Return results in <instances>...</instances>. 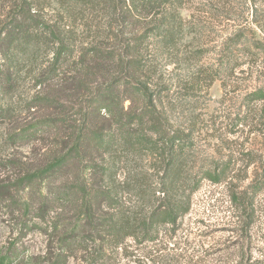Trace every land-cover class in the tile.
<instances>
[{
    "label": "rangeland",
    "instance_id": "obj_1",
    "mask_svg": "<svg viewBox=\"0 0 264 264\" xmlns=\"http://www.w3.org/2000/svg\"><path fill=\"white\" fill-rule=\"evenodd\" d=\"M15 1L0 0V20ZM31 1L44 6L43 21L60 20L56 0ZM117 1L111 17L78 14L74 49L57 64L46 40L29 55L9 48L0 251L13 247L10 264H236L242 256L264 264V0H172L150 12L140 0ZM92 43L105 56L81 63ZM96 129L103 148L87 141ZM78 134L84 168L69 162L39 185L35 173ZM88 170L91 221L75 187ZM209 172L220 179L202 178ZM103 189L109 199L97 197ZM185 198L189 210L168 224L162 203ZM243 202L249 229L235 208ZM110 217L126 225L119 235Z\"/></svg>",
    "mask_w": 264,
    "mask_h": 264
},
{
    "label": "trees",
    "instance_id": "obj_2",
    "mask_svg": "<svg viewBox=\"0 0 264 264\" xmlns=\"http://www.w3.org/2000/svg\"><path fill=\"white\" fill-rule=\"evenodd\" d=\"M171 1L172 0H140V8L147 10L150 8V12V10L154 8H166L167 4ZM30 2L32 1L30 0ZM30 2L28 0H16L13 5L9 7V9H14L12 11H15V13L13 12V14H11L9 11L10 16L0 20V79L1 84L4 82L1 85L3 89H5V83L11 81L12 75L14 73L12 66L14 60L11 62V59H13L15 52H13L12 55L11 53L9 54V48L11 49L12 47L14 48L19 45L20 52L29 55L36 53L41 48L42 43L46 40V42H50L52 45H54L53 56L51 60H53V64H57L67 52H72L74 49V44L78 33L76 30V25L74 24V19H76L78 14L83 13L84 10V15L92 14L95 18L96 15L93 14L95 11H107V16L111 17L114 15L115 9L118 5L117 0H56L57 15L60 17L59 21L61 22L64 20L65 22L60 23L58 20H56L50 23L45 19L43 21L41 11L44 6L42 4H37L36 2L30 4ZM94 18H91L90 20ZM94 27L99 28V25L94 24ZM109 53L110 51L106 52L107 56ZM100 56L103 57L105 54H103V51L99 49L98 44L92 43L91 50L85 55L81 54L80 62H84V57L90 60ZM5 60L8 63L10 62V64H6ZM79 82L81 83L82 80L80 79ZM78 84L79 83H77L76 87H78ZM111 96L112 95L110 91H107L103 99H106V103L112 107L114 99ZM40 99L46 103L54 102L51 98L46 96L40 97ZM103 107L105 108L106 106ZM2 109L3 107L0 106V115L2 114ZM44 123H47V120L44 121ZM104 136V131L96 129L89 135L87 141H92L95 143L101 140L99 145H101L103 148L104 141L102 142V139ZM83 137L84 136L78 134L76 139H74L73 143L71 144L69 150L64 154L65 156L55 159L46 167L41 168L35 173L34 177L39 180V185H43L44 182L47 181V177L51 172L69 162L83 164L84 168V156H82L81 153V146L84 145ZM106 148H109L108 144L104 146V149ZM89 162L90 160L86 159V163ZM173 164V157L170 156L168 167L171 165L173 166ZM91 169H93V167H91ZM175 172L176 170H173L172 168L170 173H168L171 178L170 181L174 180L173 178ZM223 173L224 172L222 171L221 174ZM221 174L219 172H209L203 174L202 178H208L209 180L216 182L220 179ZM75 187H77L82 196V202L84 203V218H86L87 221L93 220L94 213L92 211L91 202H94V186L92 170H88L84 175V182L78 183L75 185ZM97 197L109 199L108 191H105L104 189L99 190ZM162 205L164 206V210L162 212L164 217L167 218L168 224L174 225L177 221V218L183 216L189 210L190 202H188V199L185 198L184 202H171L168 200L167 202H163ZM248 207L250 208V205L246 206L244 202L238 204V206H235V208L241 213V215H239L240 219H238V221L242 226H244L245 229H249V226L252 223V214L246 212ZM156 215L157 211H153L150 215L151 219L142 222L145 230H148L151 225L153 227V219ZM109 221L111 226L114 228L115 233L118 235L126 227L124 222L120 219L118 220L116 218L113 219L110 217ZM131 233L133 232H126L124 235L133 236ZM15 260H17V255L15 254L13 247L8 248L6 252L0 251V264H10ZM258 261L261 260H252L250 256L244 259V256H242L241 261H237L236 264H257Z\"/></svg>",
    "mask_w": 264,
    "mask_h": 264
}]
</instances>
